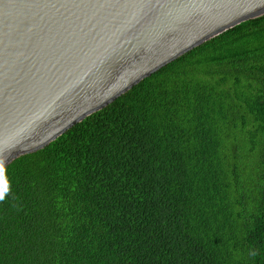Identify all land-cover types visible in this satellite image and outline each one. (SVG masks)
I'll use <instances>...</instances> for the list:
<instances>
[{"label":"trees","instance_id":"1","mask_svg":"<svg viewBox=\"0 0 264 264\" xmlns=\"http://www.w3.org/2000/svg\"><path fill=\"white\" fill-rule=\"evenodd\" d=\"M5 167L0 264H264V15Z\"/></svg>","mask_w":264,"mask_h":264},{"label":"water","instance_id":"2","mask_svg":"<svg viewBox=\"0 0 264 264\" xmlns=\"http://www.w3.org/2000/svg\"><path fill=\"white\" fill-rule=\"evenodd\" d=\"M264 0H0V158L39 150Z\"/></svg>","mask_w":264,"mask_h":264},{"label":"clouds","instance_id":"3","mask_svg":"<svg viewBox=\"0 0 264 264\" xmlns=\"http://www.w3.org/2000/svg\"><path fill=\"white\" fill-rule=\"evenodd\" d=\"M6 158H0V179L6 180L7 170L5 167ZM12 189L11 182H6L5 187L0 190V201H3L7 196L10 195ZM256 253L253 252L252 255L254 256Z\"/></svg>","mask_w":264,"mask_h":264}]
</instances>
